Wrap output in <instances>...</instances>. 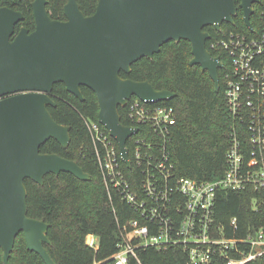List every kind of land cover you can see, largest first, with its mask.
<instances>
[{
  "label": "water",
  "instance_id": "95a60500",
  "mask_svg": "<svg viewBox=\"0 0 264 264\" xmlns=\"http://www.w3.org/2000/svg\"><path fill=\"white\" fill-rule=\"evenodd\" d=\"M260 0H241L249 29L254 5ZM48 0L32 3L36 28L22 27L12 39L22 11L0 6V249L9 264L17 236L23 232L27 246L46 264H57L45 243L49 223L28 215L27 178L43 184L47 173L70 172L82 180L91 176L75 160L42 153L50 138L64 147L71 141L70 126L58 123L48 106L56 83L83 98L82 87L97 95L99 122L118 142L131 166L127 141L138 131L122 122L120 106L136 96L151 103L169 101L175 93L155 89L148 80L121 77L141 58H152L172 40H189L191 65L208 71L220 90L223 63L207 48L212 25L234 23L236 0H99L96 11L85 15L77 0L64 6L67 20L53 19Z\"/></svg>",
  "mask_w": 264,
  "mask_h": 264
},
{
  "label": "trees",
  "instance_id": "16d2710c",
  "mask_svg": "<svg viewBox=\"0 0 264 264\" xmlns=\"http://www.w3.org/2000/svg\"><path fill=\"white\" fill-rule=\"evenodd\" d=\"M34 0H0V6L20 10L24 20L17 29L25 26L35 29L33 11ZM85 15L95 13L99 0H77ZM68 0H48L47 9L53 19L67 20L64 6ZM236 0L237 12L234 23L223 22L221 30L206 26L210 33L207 47L214 56L227 65L226 54L222 50L210 48V42L225 38L233 33L258 34L264 27L262 9L264 0L254 5L251 17L253 31L244 20ZM192 44L189 40L169 41L152 58L144 57L132 64L130 72L121 71L123 78L137 81L148 80L155 89H168L176 95L162 104L172 105L176 111L177 123L169 142L175 171L178 175L198 180H216L226 171L227 151L230 146L232 115L224 99L225 85L223 70L220 69L221 87L215 83L208 71L200 65H191ZM83 98L71 93L65 83H56L51 92L55 104L49 105L53 118L60 124L70 126L71 141L64 147L57 139L50 138L41 146L42 153H55L77 161L89 180H82L70 172L59 174L50 172L43 184L27 178L28 215L49 223L45 246L57 264H115L114 255L123 239L120 224L133 217V209L121 199L118 193L109 194L102 178L94 152L93 141L84 118L99 122V101L89 87H82ZM136 96H133L135 98ZM122 122L132 125L126 116L127 107L120 106ZM117 146L118 142L113 139ZM133 140V139H132ZM132 140L128 147L132 158ZM124 170L129 174L140 171L133 162V168ZM264 192L248 188L245 190H220L214 210L216 221L225 227L228 236H245L248 226L264 224V204L257 199ZM238 218L240 228L234 230L229 222ZM94 234L99 239L97 249L86 243V237ZM241 248H246L244 245ZM235 255V252L232 253ZM0 264H6L0 249ZM9 264H46L35 251L28 248L25 235L21 232L15 241L9 257ZM129 264H194L183 246H148L137 250V257L131 256ZM211 264H226L223 257H214ZM246 264H264V254Z\"/></svg>",
  "mask_w": 264,
  "mask_h": 264
},
{
  "label": "built area",
  "instance_id": "2783aa9c",
  "mask_svg": "<svg viewBox=\"0 0 264 264\" xmlns=\"http://www.w3.org/2000/svg\"><path fill=\"white\" fill-rule=\"evenodd\" d=\"M261 12L264 19V6ZM210 48L222 50L228 60L225 65L220 59L224 99L232 115L222 177L198 180L176 173L169 148L177 123L172 105L132 97L124 106L132 122L128 126L138 128L128 139H133L132 158L127 145L131 166L105 126L84 118L109 194L118 193L133 209V217L119 223L123 239L115 264H129L139 248L148 246H183L194 264H211L216 256L226 264H246L264 254V224L248 226L245 236H228L214 210L220 190L264 192V27L256 35L232 32L211 41ZM133 162L140 171L129 174L124 165L132 169ZM258 200L264 204V197ZM229 224L240 228L237 217ZM86 243L99 247L94 234L87 235Z\"/></svg>",
  "mask_w": 264,
  "mask_h": 264
},
{
  "label": "flooded vegetation",
  "instance_id": "af4514ba",
  "mask_svg": "<svg viewBox=\"0 0 264 264\" xmlns=\"http://www.w3.org/2000/svg\"><path fill=\"white\" fill-rule=\"evenodd\" d=\"M19 11H20V10H19ZM23 20H24V19H23ZM23 20H22V21H23ZM22 21H20L18 24H20ZM18 24H17V25H18ZM17 25H16V31H15V33H14L12 39L14 38V36L19 32V30H20L22 27H25V26H21V27L19 28V30H18V29H17ZM209 26H212V25H209ZM213 27H214V26H213ZM35 28H36V22H35ZM28 29H29V28H28ZM34 30H35V29H34ZM34 30H30V29H29L30 32H32V31H34ZM206 32H208V31H206ZM208 33H209V32H208ZM209 34H210V33H209ZM219 70H220V69H219Z\"/></svg>",
  "mask_w": 264,
  "mask_h": 264
}]
</instances>
